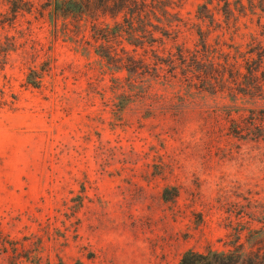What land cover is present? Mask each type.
<instances>
[{"label":"rangeland","instance_id":"obj_1","mask_svg":"<svg viewBox=\"0 0 264 264\" xmlns=\"http://www.w3.org/2000/svg\"><path fill=\"white\" fill-rule=\"evenodd\" d=\"M50 3L0 0V264H264V79L229 74L264 48V0H165L134 23Z\"/></svg>","mask_w":264,"mask_h":264},{"label":"trees","instance_id":"obj_2","mask_svg":"<svg viewBox=\"0 0 264 264\" xmlns=\"http://www.w3.org/2000/svg\"><path fill=\"white\" fill-rule=\"evenodd\" d=\"M97 2H102L103 5H101V7H97ZM49 5L51 6V14L53 18H67L77 16L91 17L95 20L99 19L100 16H106L108 13L111 14L112 8L114 6H119V8L121 7V9L117 10V13L113 15L115 17L113 18L116 19L119 15H122L125 19L129 20L128 22L133 23L134 21H144L146 20L145 18L151 19L152 16L156 20H158L160 14L168 13L169 11V5L165 3V0H51V3ZM19 8L20 7H16L15 9H13L14 13H17ZM203 17H206V15L202 14L201 18ZM118 32L120 36L121 34H124L125 38L129 37L127 35L128 33L125 32V30H121ZM135 36H137V34H135ZM202 38L204 40L203 48H205L207 47V39H205V37ZM130 44L136 45L132 42H130ZM177 49L179 50L177 58L182 64L186 63V65L188 66L185 67L186 71L183 72L187 79L196 78L199 79L200 82H204V84L209 83L211 81V74L209 71L211 67L208 68L207 64L205 62H202V60L205 59L203 57H199L200 59H198L195 53L191 55L189 61H187L188 55L185 54L183 48L181 49L180 47H177ZM250 52H253V50H251ZM263 52L264 48L261 46L257 51V57H246L243 59L245 61L244 65H242V63H240L237 59L235 63L232 64L237 67L236 72L229 71L230 77H234V81L236 83H242L243 80H241L240 78L244 79L247 77H251L252 79L258 80V78H260L259 70L262 69L261 73L264 79ZM242 68H245L246 71L243 72ZM37 78V81H35L34 83H30L34 86H39L42 82V79L41 76ZM249 87L255 89L260 87V89H262L264 87V83H259L258 81H256L253 85H249ZM237 90L240 89L237 88ZM258 113V110H252V121L250 123L252 126L251 128H264V124L262 123V117ZM236 128L241 130L242 128H244V125H237ZM241 261L242 255L236 250H219L208 248L206 251H197L192 249L185 251L177 264H240Z\"/></svg>","mask_w":264,"mask_h":264}]
</instances>
